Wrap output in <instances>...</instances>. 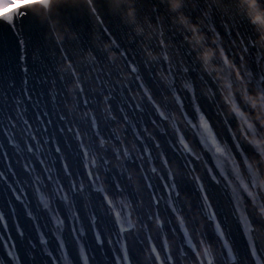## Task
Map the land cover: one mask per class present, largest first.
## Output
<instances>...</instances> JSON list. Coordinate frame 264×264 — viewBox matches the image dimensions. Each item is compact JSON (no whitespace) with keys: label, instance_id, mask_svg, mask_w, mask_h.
<instances>
[{"label":"water","instance_id":"water-1","mask_svg":"<svg viewBox=\"0 0 264 264\" xmlns=\"http://www.w3.org/2000/svg\"><path fill=\"white\" fill-rule=\"evenodd\" d=\"M33 2L38 3L39 0H33ZM94 7L102 17L103 24L96 21L88 0H52L50 7H37L34 10L35 16L25 17L18 21L19 28L22 29L20 38L25 41L23 50L19 46V38L7 24L0 23V172L5 173V177L0 178V212L4 213L8 224L7 232L0 230V236L7 238L11 233L13 239H16L15 229L19 223L25 233L23 239L16 241L22 264H51L49 251L56 257L63 255L59 252L55 237L51 234L54 228L49 223L47 214L41 211L34 200L31 201V209L39 219L40 230L48 233L49 243L42 248L37 243L39 236L34 223L24 214L22 206L15 201L14 195L20 194L18 189L23 188L31 196L32 185L30 183L21 184L18 180L24 178V173L20 168L21 163L26 162L32 167L33 177L41 174L44 167H47L51 169L50 175L56 177L59 174L63 179L60 173L61 154L55 152L56 141H59L60 147L65 150L64 154L69 158L71 170L83 177V161L75 147L73 134L68 129L76 124L82 132L87 130L89 118L84 114L88 112L97 117L98 123L102 126L101 132L104 138L111 140L110 145L118 143L116 134L124 141V146L131 153L129 159L117 161L110 149L103 150L108 152L111 165L109 168L108 166L101 168L99 174L103 186L111 187L113 191L114 184L119 180L121 187H125L124 194L127 198L141 205L139 212L134 214L133 220L143 219L144 223L149 224V230L145 231L137 222L136 231L128 237L132 264H157L151 244L156 245L163 264H170L167 260L169 255L172 257L171 264H193L197 259L196 254L183 244V233L179 223L175 215L166 209L163 202L160 213L162 221L165 222L163 229L156 224L155 218L152 221L147 220V215L155 209L151 206L150 192L145 187V181L140 174V162L136 161V156L140 154L144 145L136 141L134 137L135 132L143 133L145 127L160 141L162 151L168 154L170 163L180 172L186 173L189 169L184 167L185 161L180 159L178 149L174 152L168 143L175 141L173 127H179L190 146L202 155V160L195 164L196 175H199L206 183L210 194L208 202L212 204V208L204 210L205 202L200 200L196 184L190 177L177 180L180 191L191 196L193 206H198L201 210L202 214L198 224V228L202 225L200 237L197 236L196 222L191 221L187 213L186 205L189 203V197H186L184 201L181 198L172 197L177 209L184 217V226L192 241L198 245V250L201 249L200 239L202 238L210 246L211 257L215 258V264H229L228 257L222 248L223 240L218 238L214 222L208 219V212L215 211L217 221H221L224 225V238L232 245L239 258L238 264H255L237 214L230 202L233 193L225 183L216 185L208 181L204 162L207 161L208 167H212L215 171L212 153L203 149L198 139L194 137L193 130L187 125V121L179 110V105L168 90V79L166 82L162 81V77L157 73L168 77V62H172L174 66L182 63L184 67H188V73L176 76L177 89L179 90L182 84L181 76H186L188 82L195 86L196 104L199 105L200 112L205 115L213 132L222 141H226L222 138L221 130H226L227 124L235 126L236 122L243 123L244 120L255 117L256 113L261 111L264 101H257L255 92H260L258 89L264 88V81L253 79L247 82L248 92L253 97L251 100H245L240 92L234 93L236 107L241 110L242 116L237 117L236 113L226 112L224 117H217V113L209 103L212 99L214 104L218 101L220 85L223 83L216 79V69H221L219 75L231 87H240L239 82L232 74V70L223 64L218 55L211 62L214 66L213 71L210 73L205 71L197 59L199 48L194 49L185 40V36H190L191 33L174 20L178 18V13L182 12L193 23L200 25L208 46L215 49L219 44L237 66L240 56H245L246 62L251 66L253 60L264 61V48L256 43L264 25L252 22L253 16L264 15V2L262 0H182L177 12L170 11L167 0H95ZM130 8L134 9V23L130 22L127 15ZM14 12L15 7L11 12L5 10L3 15L8 16ZM149 24L158 31H162L166 44L171 45L168 49L170 57L168 62L162 57L149 60L146 56V47L157 55L163 51L157 33L153 32ZM137 27L142 28L143 32L138 34ZM105 28L107 32L104 31ZM150 33H152L151 38H149ZM217 33L220 38H217ZM56 34L64 37L59 43L56 40ZM240 36L251 49L249 56L241 51L243 45L239 42ZM213 39L216 40V44L211 43ZM233 41L236 42L235 45ZM105 44L110 45L107 50L104 47ZM89 51L95 56V60L86 55ZM22 52L25 58L23 63L21 62ZM110 53L114 54L112 60L109 59ZM178 57L180 63H177ZM128 61H132L139 68L142 81L152 92L157 103L166 105L169 115L167 122L161 123L152 111L143 90L139 88V82L134 80V75L126 67ZM69 63L76 70L75 77L72 76L71 69L67 68ZM25 66L28 68L27 74L22 70ZM261 75H264V65L256 71L257 77ZM25 78L27 83H24ZM77 78L84 89L82 93L79 88H75ZM161 91L165 92L168 97L167 101L163 100ZM105 95L112 97L109 104H111L112 116L116 117L115 120H112L105 111L107 107L103 100ZM179 95L183 100L184 112L188 114V118L196 122L199 113L194 109L191 94L187 91H180ZM84 100L88 103L85 104ZM254 102L255 108L253 107ZM137 103L144 106L143 112L133 111L132 106L134 107ZM120 108H124L125 112L121 113ZM209 112H212V116H209ZM123 115L129 116L130 124L124 122ZM25 117L34 126V131L41 142L36 144L28 139L32 135V130H28L25 134V140L35 146L34 154L26 152L22 144L10 143L14 139L13 123L16 124V130L19 132L24 128L23 119ZM37 117L39 120L36 119ZM213 117L217 118L213 119ZM152 120H156L160 128L153 126ZM251 123L254 127L249 130L245 124V131L249 137L261 143L253 146L241 141L240 144L252 164L251 172L245 170V180L250 185L249 190L252 196L245 197L242 208L245 209L253 230L252 235L257 241L261 255L264 256V162L260 160V150L264 149V127H261L254 118ZM17 140L20 141L21 137L18 136ZM227 142L231 144L230 138ZM144 143L152 149L155 155L157 150L146 136ZM205 147L208 146L205 145ZM97 163L99 164V161ZM123 168L125 170L120 172ZM229 168L230 166L226 163L223 165L225 173L230 174ZM127 170L133 177L132 183L127 180ZM52 183H55V180ZM65 183H67L66 180ZM156 183L160 194L164 195L162 186L158 184V181ZM100 186L98 183L97 187ZM85 195H88L87 189ZM119 198L118 195L117 199ZM25 202L27 204L28 197H25ZM75 206L80 212L81 224L86 233L82 243L87 249L89 264H116L115 257L120 255V246L115 243L117 239L114 235L115 226L112 218L107 215L106 209L102 206V200L94 194L89 200L81 201L79 197H76ZM57 207H60L61 215H65L66 219L70 217L65 206L57 205ZM92 214L96 215L97 228L104 240L103 247L96 244L89 223ZM149 235L152 237L151 244L147 239ZM165 238L169 246L167 251L161 248ZM64 240L68 246L67 252L71 264H81L67 221L64 227ZM29 241L36 243L35 247H30ZM207 260L208 258L205 257L204 264ZM0 264H8L3 249H0Z\"/></svg>","mask_w":264,"mask_h":264},{"label":"snow or ice","instance_id":"snow-or-ice-1","mask_svg":"<svg viewBox=\"0 0 264 264\" xmlns=\"http://www.w3.org/2000/svg\"><path fill=\"white\" fill-rule=\"evenodd\" d=\"M264 2V0H262ZM52 0H39L38 3H34L33 0H5L3 7H0V23L7 24V26L13 31V33L19 38L18 43L20 48L23 50L25 46L24 39L20 38L22 35V29L19 28L18 21L22 20L25 17L35 16V9L37 7H50ZM95 0H92V6L94 8V16L96 21L99 24H103V19L99 15L98 11L94 7ZM15 7V12L11 15L5 16L3 12L5 10L11 12L12 8ZM105 32L108 30L105 28ZM239 42L243 47L241 51L245 54H250L251 49L247 46L243 37H239ZM253 44V48H255ZM23 52L21 54V62L24 61ZM65 59H68L65 57ZM168 62L167 59H165ZM264 65L262 60H253L252 65L250 66L245 60V56H242L240 59L238 68L240 70V75L244 78L246 82H251L253 79L259 81H264V75L259 77L256 76V71ZM129 72L134 75V80L139 82V88L143 90L144 96L147 99L148 104L151 105L152 111L158 116L161 123L167 122L169 120V115L164 103H157L152 92L142 81L139 68L132 62L128 61L126 64ZM71 74L73 77L76 76V70L71 65ZM23 72L27 74L28 68L23 67ZM189 68L184 67L183 65L174 66L172 62H168V90L171 92L175 101L179 105V110L183 114L187 125L193 130L194 137L198 139L199 144L203 149H206L208 152L212 153L215 171L212 167H208L207 161L204 162V167L208 173V181L219 185L225 183L228 185L229 189L233 193L230 198V202L233 205V208L237 214L238 222L242 228V233L245 237V240L248 244L249 252L253 257L255 264H264V256L261 255V250L258 247L257 241L252 235V228L249 224L248 218L245 214V209L242 208V203L245 197H251L252 193L249 188L250 185L245 180V170L251 172L252 164L247 158L246 153L239 144V141L234 138L233 143L229 144L227 141H222L212 130L208 120L205 115L200 112L199 105L196 104V90L195 86L192 83L188 82L186 76H181L182 84L178 90L176 87V76L182 73H188ZM76 82L80 85V81L77 78ZM24 83H27L25 78ZM79 91L82 93L84 89L80 86ZM187 91L191 94L192 102L194 109L199 113L197 121L193 122L192 119L188 118V114L184 112L183 100L181 99L179 92ZM261 93H264V88L258 89ZM105 105H107L105 111L111 116L112 120H115L116 117L112 116L111 113V104L109 101L112 100V97L105 95L103 97ZM84 103L87 104L88 101L84 100ZM133 111L143 112L144 106L140 103L132 106ZM120 112L124 113L125 109L120 108ZM23 115V113H22ZM85 117H88L89 127L85 131H81V128L77 127L76 124L73 127L69 128L68 131L73 134L72 138L75 141V147L80 154V159L83 161L84 175L75 174L71 170V163L69 158L65 153V150L60 147V142H55V152L61 154L60 159V173L63 175V179L60 178L58 174L56 177L50 175L51 169L44 167L43 172L33 177V169L28 163H21L20 168L24 173V178H19L21 184L30 183L32 185L31 196L26 189H18L20 194H15L14 198L17 201L24 211V214L34 223L36 231L38 233L39 239L37 243L43 248L47 246L49 241L47 239L48 233H45L40 230L39 219L34 215V212L31 209V201H35L36 204L41 208V211L47 214L49 223L53 226L54 231L51 234L55 237L57 248L60 253L63 255L56 257L54 253L49 251V259L51 264H71L70 256L67 252V245L64 240V227L65 221L68 222V227L71 230V235L81 259V264H89V256L87 254V249L82 243L83 238L85 237V229L81 224L80 212L75 206L76 197H79L81 201L91 199V196L94 194L102 200V206L106 209L107 215L112 218V223L115 226L114 235L117 237L115 243L119 245L120 255L115 257L116 264H132V258L129 255L128 249V237L136 231L137 222L142 225L143 230H149V224L144 223L143 219L138 221L133 220L134 214L138 213L141 205L139 203H134L131 199H128L125 193V187H121L120 181H116L113 188H105L103 182L101 181V176L99 171L101 168L104 169V166L111 165V161L108 158V152L103 151L105 149H110L112 156L117 161H125L129 159L131 153L129 149L124 146V141L116 136L118 143H111L110 139L104 138L101 132V124L98 123L97 117L88 112L84 114ZM242 116V115H241ZM39 120V117L36 118ZM122 119L125 123L130 124L129 116L123 115ZM24 128L17 132V126L13 123V140L10 141L13 145L22 144L23 149L34 154L35 146L29 144L28 140H25V134L28 130H32V135L28 138L29 140L35 142L36 144L41 143L34 131V126L28 118L23 119ZM151 124L156 128H160V125L157 124L156 120H152ZM230 128V125H228ZM202 128V130H201ZM249 130L251 126L248 127ZM163 131V129H161ZM173 135L175 141H169L171 149L175 152L178 149V154L181 160L185 161L184 167L189 169L188 172H180L175 169L170 163V158L168 154L162 151V145L159 140L152 135L148 128L145 127L143 133L135 132L134 137L136 141L143 143L142 151L136 156V161L139 163L140 174L142 179L145 181V187L150 192V201L151 206L155 209L154 212H150L147 215V220L152 221L155 218V222L161 229L164 227V221L161 219V204L163 202L167 210H170L173 213L179 223L180 230L183 233V244L187 245L194 254H200L198 250V245L192 241L187 228L184 226V217L180 210L176 207L175 200L181 198V191L177 180L180 178L190 177L192 181L196 184L197 191L200 194V200L204 203V210L212 208V204L209 201V191L207 190L206 183L201 180L199 175H196L195 164L198 161L202 160V155L194 150L192 146L188 143L185 134L181 131L179 127H173ZM21 137V140L18 141L17 137ZM147 137V140L151 141L155 148L156 153L153 155L152 149L144 143V138ZM119 145V146H117ZM205 145L208 147L206 148ZM103 153V155H101ZM142 153V154H141ZM99 161V164L97 163ZM43 164V161H41ZM227 164L230 166L229 172L225 173L223 170V165ZM147 166V170H145ZM125 169L123 168V172ZM255 175V173H253ZM18 176V174H17ZM75 176V178H74ZM5 173L0 172V178H4ZM55 180V183L52 181ZM65 180L67 183H65ZM127 180L132 183L133 177L127 170ZM155 181V183L153 182ZM162 186L164 195L160 194V190L157 189V183ZM98 183L101 185L97 187ZM238 186V187H237ZM255 186V185H253ZM86 189L88 195H85ZM120 196L117 199V196ZM25 197H28V202L26 204ZM31 197V198H30ZM55 198V199H54ZM57 205H63L66 207L70 217L66 219L65 215H61L60 207ZM208 219L214 222V227L219 239L223 240L222 248L224 253L228 257L229 264H238V256L234 251L232 245L225 239L224 225L221 221H217L216 212L210 211ZM89 223L95 237L96 244L103 247L104 240L101 236L99 229L97 228L96 215L92 214L89 218ZM0 230L7 232L8 224L5 219L4 213L0 212ZM16 239H13L11 233L8 234L7 238L0 236V249H3L4 255L7 257L8 264H22L21 258L19 256V251L17 247V239L24 238V230L20 227L19 223L16 225ZM59 233V235H57ZM149 243L151 244L152 237L149 235L147 237ZM30 247H35L36 243L28 242ZM168 242L165 238L162 242L161 248L164 251L168 250ZM151 250L156 251L157 247L155 244H151ZM204 256L209 255V250L205 249L203 252ZM168 261L172 260V257L169 255L167 257ZM206 264H215V258L209 256V259L206 261Z\"/></svg>","mask_w":264,"mask_h":264},{"label":"clouds","instance_id":"clouds-1","mask_svg":"<svg viewBox=\"0 0 264 264\" xmlns=\"http://www.w3.org/2000/svg\"><path fill=\"white\" fill-rule=\"evenodd\" d=\"M169 4V9L170 11L177 12L178 9L181 7L182 0H167ZM88 3L91 7V11L94 14V8L92 6V0H88ZM253 7H255V4H253ZM130 22H135V13L134 9L130 8L128 13H127ZM175 23H179L183 26V28L191 33L190 36L186 35L185 40L193 46V48H199L197 51V59L201 62L203 68L207 72H212L214 69V66L212 65V60L219 56L220 60L223 62L225 66L230 68L232 70V74L234 75L235 79L239 82L240 87L238 88H233L231 85L228 84L226 80L223 79L219 75L221 69H216L217 71V77L216 79L221 80L223 83L220 85V92L218 96V101L214 104L213 99L209 102L210 106L214 109V111L217 113V117H224L225 113L228 112L230 114L236 113L237 117H239L242 113L241 110L236 107L235 104V98H234V93L235 92H240V94L244 97L245 100H251L253 99L252 94L248 92V85L247 82L244 80V78L240 75V70L237 67L236 63H233L232 60L229 59L228 55L225 54L224 48L219 46L217 44V48H212L208 46L205 41L206 37L201 31V27L197 23H193L191 19L187 16H185L182 12L178 13V18L174 20ZM252 22L253 23H258L260 25H264V15H258V16H253L252 17ZM150 28H153V32L157 33V37L159 38V44L161 46V53L159 55L154 54L151 50H149L147 47L145 48V53L146 56L148 57L149 60H156L160 57L163 58V60L167 59L169 61V52L168 49L171 47L170 44H166L165 40L163 39V32L158 31V29L154 28L151 24H149ZM136 32L139 34L143 32L142 28L137 27ZM152 33L149 34V38H151ZM217 38L219 37V33H217ZM64 39L63 35L61 34H56V40L57 42H61ZM211 43L216 44V40L213 39ZM233 45H235V41L232 42ZM256 43L261 47L264 48V29L260 31V35ZM105 49L107 50L110 45L105 44ZM86 55L91 56L93 60H95V56L89 51ZM109 59L112 60L114 59V54L110 53L109 54ZM240 59H242V55L240 56ZM179 57L177 60V63H180ZM182 65V63H181ZM67 68H71V64L69 63L67 65ZM158 76L162 77V81L167 80V77H163L161 73H157ZM199 86V85H198ZM80 85L76 82L75 83V88H79ZM69 90H71V86H69ZM214 94V93H213ZM161 96L163 97L164 101L168 100V97L165 95L164 91H161ZM255 97L257 101H264V93L260 92H255ZM221 105H224L221 107ZM67 107V105H66ZM253 107H256L255 102L253 103ZM207 110V109H206ZM209 116H212V112H209ZM217 117H213V119H216ZM264 105H262L261 111H258L255 115V117H250L247 120H244L243 123H238L236 122V125L233 126L232 124H227V119L225 120V123L227 124L226 130L222 129L221 130V135L222 138L225 139L226 141L229 140L231 143H233L234 138L239 141V144H241V141L247 142L252 144L253 146H256L260 144V141H257L255 138L249 137L245 131V124L247 126H253L251 123V120L254 118L256 119L261 127H264ZM230 125V128L228 127ZM103 155V153H101ZM260 160L264 162V149L260 150ZM186 197H189V203L186 205L187 213L189 216V219L191 221H195L196 228L198 229L197 231V236L200 237V233L202 232V225L200 228H198V224L200 221L201 217V210L199 209L198 206L194 207L193 206V199L191 196L187 195L186 193L181 192V199L182 201L185 200ZM200 244H201V249L200 253H203L205 249L209 250V255L208 256H202L200 254H196L197 259L193 262V264H204V258L207 257L209 259V256L212 255L211 253V248L209 245H207L204 240L201 238L200 239ZM152 253L156 256L157 259V264H163V261L158 253V251H152ZM171 264V261H170Z\"/></svg>","mask_w":264,"mask_h":264},{"label":"rangeland","instance_id":"rangeland-1","mask_svg":"<svg viewBox=\"0 0 264 264\" xmlns=\"http://www.w3.org/2000/svg\"><path fill=\"white\" fill-rule=\"evenodd\" d=\"M4 2H5V0H0V7H3ZM21 2H23V0H21Z\"/></svg>","mask_w":264,"mask_h":264}]
</instances>
